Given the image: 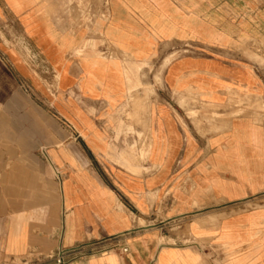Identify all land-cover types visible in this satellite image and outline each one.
I'll use <instances>...</instances> for the list:
<instances>
[{"label":"crops","instance_id":"1","mask_svg":"<svg viewBox=\"0 0 264 264\" xmlns=\"http://www.w3.org/2000/svg\"><path fill=\"white\" fill-rule=\"evenodd\" d=\"M86 2L111 49L71 0H0V264L117 241L69 264H264V74L241 54L264 0ZM175 48L132 89L127 62Z\"/></svg>","mask_w":264,"mask_h":264},{"label":"rangeland","instance_id":"2","mask_svg":"<svg viewBox=\"0 0 264 264\" xmlns=\"http://www.w3.org/2000/svg\"><path fill=\"white\" fill-rule=\"evenodd\" d=\"M70 7L74 9L78 8L79 15L84 14L83 21H86L88 24L90 23V26L92 28V34L90 35L89 40L85 43V46H91V47L97 48V45H100L102 47H109L111 49V45L108 44L106 40L104 39V37L101 35V31L97 23L96 22L92 23V20H90L88 16L86 15L88 12V4L86 0H79V1L71 0ZM102 18H105V16H103ZM7 25L8 23L6 22L4 23L3 28L0 26V36H2L4 40H6L4 31ZM23 47L24 49L21 50L22 51L21 55L23 56V58L26 59L31 64L34 62V64L36 65V62H37L36 60L38 59V56H36L34 52L29 50L25 44H23ZM189 52L190 51L184 50V48H175V49L168 50V52L165 53L163 56H161V54L158 53L155 56L154 60H150L146 62L145 64L136 65V64H131L127 62L126 74L131 83L132 89H136L139 91V90H142V88H144V91L150 94L151 96L152 90L155 89V86H152L151 84L153 82L152 76L154 72L156 74L155 82L158 85H160L159 84L161 83L160 75L162 74L169 60L177 55L186 54ZM241 54L242 56H244L245 59L255 63L258 69L264 74V39L263 38L260 40H245L244 44L241 46ZM106 55L117 57L118 52H115V50H110V52L106 53ZM125 58H128V57L125 55ZM163 58L164 60H162ZM161 63L162 65L158 71L157 67ZM33 68L36 70V76L38 77V79L41 81H44L45 77L42 74H40V69L36 67H33ZM132 100L133 99H131V94H130L129 101L127 104L130 105V103H132ZM231 102L239 105V109L232 110V115L234 116L245 114L250 111V110H246L243 107L244 99L238 93H234L232 95ZM139 104H140V99H137L134 101L135 106ZM247 106H251V104H248ZM128 117L133 118L134 116L132 114H128ZM252 205H253L252 202L249 203L248 208H252ZM246 210L247 208H245V211ZM229 211L230 213H236L242 210H241V207L238 208L236 206H230ZM184 233L188 235L190 232L186 230L184 231Z\"/></svg>","mask_w":264,"mask_h":264},{"label":"built area","instance_id":"3","mask_svg":"<svg viewBox=\"0 0 264 264\" xmlns=\"http://www.w3.org/2000/svg\"><path fill=\"white\" fill-rule=\"evenodd\" d=\"M114 249L119 250L123 254L129 251L126 243L120 245L118 241L108 247H105L100 242H87L69 248H60L50 255L48 259L52 260L53 264H69L74 260L88 258Z\"/></svg>","mask_w":264,"mask_h":264}]
</instances>
